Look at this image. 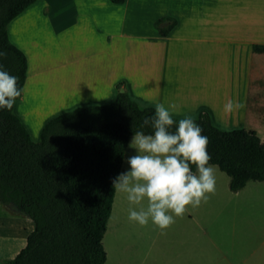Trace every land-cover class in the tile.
Instances as JSON below:
<instances>
[{"label": "rangeland", "instance_id": "374dc122", "mask_svg": "<svg viewBox=\"0 0 264 264\" xmlns=\"http://www.w3.org/2000/svg\"><path fill=\"white\" fill-rule=\"evenodd\" d=\"M66 1L70 27L28 26L25 34L17 21L8 28L31 71L42 60L65 63L33 79L15 105L14 115L34 143L50 120L109 105L119 93L143 108L175 104L177 121L206 112L218 130L252 131L264 142V54L246 45L264 40V0ZM235 99L244 102V116L225 115V103ZM129 144L121 173L135 154ZM215 170V194L175 218L164 234L151 221L144 227L130 222L129 209L139 206L116 192L102 241L105 264H264V183L249 182L232 193L229 178ZM33 229L14 205L0 204V264L17 257Z\"/></svg>", "mask_w": 264, "mask_h": 264}, {"label": "trees", "instance_id": "16d2710c", "mask_svg": "<svg viewBox=\"0 0 264 264\" xmlns=\"http://www.w3.org/2000/svg\"><path fill=\"white\" fill-rule=\"evenodd\" d=\"M37 1L0 0V51L7 54L0 64L19 78L21 89L27 59L10 43L7 28ZM108 1L122 5L126 0ZM253 52L264 53V46H253ZM15 104L11 111L0 110V204L14 205L34 230L8 264H105L102 241L116 194L112 182L135 131H152L141 129V123L155 109L141 108L119 93L109 105L78 108L50 120L34 143L14 115ZM194 121L209 139V164L229 178L230 192L249 182L264 183V142L254 132L220 131L206 112Z\"/></svg>", "mask_w": 264, "mask_h": 264}, {"label": "clouds", "instance_id": "9594fccd", "mask_svg": "<svg viewBox=\"0 0 264 264\" xmlns=\"http://www.w3.org/2000/svg\"><path fill=\"white\" fill-rule=\"evenodd\" d=\"M6 55L0 51V58ZM18 80L0 64V110L11 111L21 96ZM242 107L229 100L223 111L228 115ZM176 111L175 104L166 108L158 103L154 115L143 119L141 129L149 127L152 131H135L129 144L135 150L127 159L129 169L112 182L114 190L125 194L130 205L139 206V210L129 209V221L141 227L151 221L161 234L175 223V218L206 203L216 192V170L209 164L207 151L209 139L191 117L180 119L171 130L176 124L172 118Z\"/></svg>", "mask_w": 264, "mask_h": 264}, {"label": "crops", "instance_id": "0c3cea01", "mask_svg": "<svg viewBox=\"0 0 264 264\" xmlns=\"http://www.w3.org/2000/svg\"><path fill=\"white\" fill-rule=\"evenodd\" d=\"M38 2L39 3L43 2V4L39 5ZM55 2H59V3L55 4ZM85 16H87V17L89 16L86 11H85ZM17 21H19V23H20L19 25L21 27V31L23 30L22 32H24L25 34H27L25 30L28 26H32V27L37 28L39 26H42V25L48 24V23L54 24V26H56V28H59V30H63L66 27L71 26V1H66V0L65 1L64 0L63 1H61V0H38L36 3H34L30 7H28L25 11H23L20 15H18L13 21H11V23L8 25V28L10 25H13ZM8 28H7L8 38H9L10 43H12L10 36H9ZM33 34H34L33 40L35 41V44L37 45L38 44V33L36 31H34ZM246 45L249 46V49H250L249 51H251L253 54H255V55H263L264 54V53L258 54V53L253 52V46H256V45L264 46V40L260 41L259 43L254 42V41H249ZM18 50H21V49H18ZM21 52L24 54V56L27 59V73H26V79H25V83H24L23 88L28 84L32 85L34 82L33 79L35 80L37 77L44 74V72L46 70L49 73H53V72L57 71L60 66L65 65V63L58 65L59 62H56L54 64L52 62H51V64L50 63L46 64L47 62L42 60L40 63L41 66H35L32 68V71H31V64H30L29 57H28L27 53L23 50H21ZM67 64H70V62L68 61ZM263 67H262V70H263ZM43 69H45V70H43ZM251 71H252V67L250 66V69H248V72H247V81L251 78ZM245 74H246V70H245ZM263 76H264V74H263ZM22 94H23V89H22ZM22 94H21L18 101L22 100ZM237 102L244 105L243 101H242L243 102L242 103L240 101H236V99L233 103L235 104ZM141 108H143V107H141ZM238 112H241V114L244 116L246 114V107L244 106L242 108L234 110L231 113V116L235 117V115ZM211 122H212V124H214L213 120H211Z\"/></svg>", "mask_w": 264, "mask_h": 264}]
</instances>
